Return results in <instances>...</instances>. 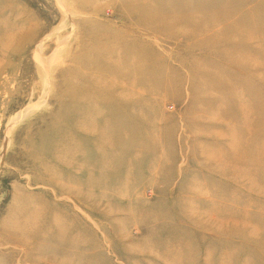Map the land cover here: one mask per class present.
<instances>
[{
  "label": "rangeland",
  "instance_id": "rangeland-1",
  "mask_svg": "<svg viewBox=\"0 0 264 264\" xmlns=\"http://www.w3.org/2000/svg\"><path fill=\"white\" fill-rule=\"evenodd\" d=\"M0 264H264V0H0Z\"/></svg>",
  "mask_w": 264,
  "mask_h": 264
}]
</instances>
